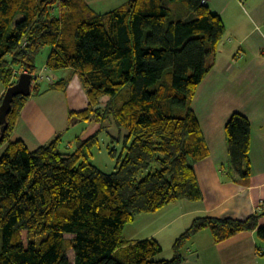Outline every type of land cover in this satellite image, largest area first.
I'll return each mask as SVG.
<instances>
[{
	"label": "trees",
	"instance_id": "1",
	"mask_svg": "<svg viewBox=\"0 0 264 264\" xmlns=\"http://www.w3.org/2000/svg\"><path fill=\"white\" fill-rule=\"evenodd\" d=\"M224 35L206 0H128L105 14L84 0H0L2 86L16 83L15 70L34 74L36 56L49 47L46 68L72 71L87 99L85 109L69 112L70 124L88 128L111 117L120 130L111 140L122 143L112 173L91 163L98 132L78 138L71 153L59 150L60 136L30 150L11 140L27 101L15 97L0 137V264H181L182 246L202 230L215 243L250 231L264 244L261 215L197 218L170 259L154 239L127 243L122 235L140 215L202 200L194 166L209 152L191 103ZM225 135L221 175L247 185L249 121L232 114Z\"/></svg>",
	"mask_w": 264,
	"mask_h": 264
},
{
	"label": "crops",
	"instance_id": "2",
	"mask_svg": "<svg viewBox=\"0 0 264 264\" xmlns=\"http://www.w3.org/2000/svg\"><path fill=\"white\" fill-rule=\"evenodd\" d=\"M230 1L234 6L231 13L236 9L249 15L247 21L232 19L227 26L225 19H228ZM248 1L206 0L212 12L221 18L227 40L219 46L213 66L196 88L191 103L209 152L206 159L194 166L202 200H178L156 213L136 217L123 229L127 243L154 239L162 249L170 247L169 257L172 258L174 242L197 218L244 220L261 215L258 226L264 225V2L247 14ZM53 72L57 74L54 81L64 79L70 83L75 78L80 91L75 88L76 93L68 101L67 85L64 89L41 90L38 96L25 102L12 135L14 140L21 139L27 146L25 130L38 132L49 125L55 130L50 139L60 136L61 143L66 142L63 151L71 153L77 147L78 138L83 140L97 131L93 128L95 130L85 137L88 131L80 123L70 124L69 112L85 109L87 99L72 71ZM4 92L0 83V100ZM27 106L32 108L26 117ZM232 114L244 116L251 127L248 154L251 175L247 185L224 181L221 175L228 168L225 125ZM180 255L181 264H264V244L250 231L215 243L210 232L202 230L186 242ZM161 258L170 259L166 255Z\"/></svg>",
	"mask_w": 264,
	"mask_h": 264
},
{
	"label": "rangeland",
	"instance_id": "3",
	"mask_svg": "<svg viewBox=\"0 0 264 264\" xmlns=\"http://www.w3.org/2000/svg\"><path fill=\"white\" fill-rule=\"evenodd\" d=\"M96 13L99 14H105L108 13L114 9H117L119 7H121L123 4H125L128 0H84ZM247 0H245L246 2ZM263 0H249L248 1V5L245 7V10L247 12V14H250L251 9L259 6L261 4H263ZM230 6L227 10V16L228 19L226 18V24L227 26L228 23L232 22L233 20H237V21H247L249 19V15H244L242 14L239 10L236 11V9L234 10L233 13H231V7L233 6V2L230 1L229 5ZM234 9V8H232ZM54 12L57 13V7L54 9ZM20 17H18L17 19H19ZM228 22V23H227ZM228 28V27H227ZM264 29V27H263ZM227 40V32H225V35L221 41V43L219 44V46L225 42ZM49 47H45L43 50H41L39 52V54L36 56L35 60H34V64L36 67V70L34 72V74H31L33 76L32 79V85H31V95L27 98L28 99H32L33 97L38 96L37 92L35 91V87H37L38 92L41 90H47V88L49 87V85H52L56 78V72L50 71L46 68V66H44V62H45V58L47 57V54L49 52ZM18 72H22V73H27L26 71H14V76H17ZM61 76V74H59ZM62 78V76H61ZM18 79V77L16 78V80ZM75 88L77 89V91L79 90V86L78 84H76V79L73 78L71 79L70 83L67 84V90H66V96L68 97V101H71V96L74 95V90ZM81 88V87H80ZM6 91V89H5ZM81 91H84L81 88ZM5 93V92H4ZM124 94V93H123ZM4 95V94H3ZM73 98V97H72ZM75 98L78 102V95H75ZM108 100V97H105L102 99V102H100V107L103 108L106 104ZM33 101V100H31ZM32 103V102H31ZM30 108L27 106V109L25 110V115L26 117L30 115ZM33 110V109H31ZM81 127L86 129L88 124H85L83 122H80ZM95 128V129H93ZM39 129V128H38ZM88 132L86 133L85 137H87L93 130L97 131V137H98V141H99V145L98 147L94 148L92 150L93 153V157L91 159V163L95 166H97L101 171L105 172V173H112L115 170V166L117 164V161L120 157L121 154V147H122V143L121 142H115L112 141L111 138H116L117 135L119 134L118 128L113 124V120L111 119V117L105 121L102 122H97V123H93L91 124V126L89 127V129H86ZM54 129L51 128V126L49 125H44V129L40 130L38 132H34L32 129H28L24 131V136L27 138V147L30 150H35L36 148H39L41 146L47 145L50 143V141L53 139H50V137H52L54 135ZM84 137V138H85ZM11 140H14L13 135H11ZM66 145V142L63 140L62 143L59 146V150L61 152H64V146ZM5 148V145L0 146V156L3 152ZM113 150V151H112ZM186 245V243L182 246V250L184 248V246ZM167 256L168 258H170L169 256H171V250L170 247H165L163 249V252L161 254L160 257L163 256Z\"/></svg>",
	"mask_w": 264,
	"mask_h": 264
},
{
	"label": "water",
	"instance_id": "4",
	"mask_svg": "<svg viewBox=\"0 0 264 264\" xmlns=\"http://www.w3.org/2000/svg\"><path fill=\"white\" fill-rule=\"evenodd\" d=\"M33 76L29 73H21L16 83L6 89L0 103V137L7 129L6 117L11 110V105L15 97L28 98L31 95V85Z\"/></svg>",
	"mask_w": 264,
	"mask_h": 264
},
{
	"label": "built area",
	"instance_id": "5",
	"mask_svg": "<svg viewBox=\"0 0 264 264\" xmlns=\"http://www.w3.org/2000/svg\"><path fill=\"white\" fill-rule=\"evenodd\" d=\"M21 73H22V72H18L16 78L19 77V75H20Z\"/></svg>",
	"mask_w": 264,
	"mask_h": 264
}]
</instances>
